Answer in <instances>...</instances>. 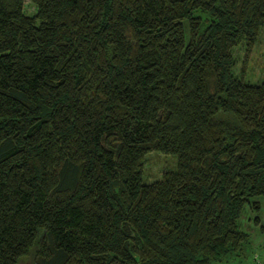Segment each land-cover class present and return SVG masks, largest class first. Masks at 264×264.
Segmentation results:
<instances>
[{"label":"trees","instance_id":"trees-1","mask_svg":"<svg viewBox=\"0 0 264 264\" xmlns=\"http://www.w3.org/2000/svg\"><path fill=\"white\" fill-rule=\"evenodd\" d=\"M0 0V264H215L264 197V0ZM176 156L155 181L147 155Z\"/></svg>","mask_w":264,"mask_h":264},{"label":"rangeland","instance_id":"rangeland-1","mask_svg":"<svg viewBox=\"0 0 264 264\" xmlns=\"http://www.w3.org/2000/svg\"><path fill=\"white\" fill-rule=\"evenodd\" d=\"M24 10L27 14H34L35 7L30 0H24ZM235 59L234 70L237 75L243 73L246 81L257 83L264 80V27L257 42L249 54L243 44L233 48ZM177 158L173 154L150 152L144 168L145 181H155L166 170L176 167ZM258 208L245 205L240 217V227L250 235L249 243L230 259L215 264H264V197L255 198Z\"/></svg>","mask_w":264,"mask_h":264}]
</instances>
